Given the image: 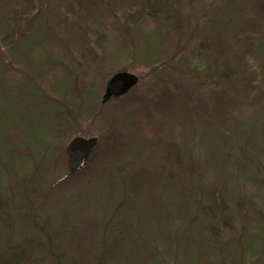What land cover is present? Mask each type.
I'll list each match as a JSON object with an SVG mask.
<instances>
[{
    "label": "rangeland",
    "instance_id": "rangeland-1",
    "mask_svg": "<svg viewBox=\"0 0 264 264\" xmlns=\"http://www.w3.org/2000/svg\"><path fill=\"white\" fill-rule=\"evenodd\" d=\"M80 1L85 5L93 3L94 11L85 7L78 12V0H17L0 8V26L1 23L9 25L7 31L14 33L11 44H18L21 38L31 35L26 46H36L33 55L37 56L35 60L38 62L49 59L46 48L54 49L53 43L46 42V47H40L38 41L45 36L46 30L53 29L58 34L57 30L65 21L71 27L67 38L70 37L69 41L74 38L77 44L67 62L71 69L68 75L64 77L65 71L59 67H47L41 71L36 89L39 96H24L22 90L28 88L24 76H17L8 68L2 75L11 90L8 91V86L0 87V165L6 159L8 167L15 171L24 161L17 154L24 158L30 156L27 140L20 136L31 138L35 127L40 132L44 122L47 126L44 136L36 139L35 145L49 156H41L38 165L44 160L45 164L41 169L40 166L35 168V175L39 174L45 180L42 182L51 186L38 213L40 217L50 219L49 226L53 231L47 233L52 240L49 252L43 254V261H33L60 264L64 251L66 260H76L74 256L69 257L67 251L74 244L96 255L91 245L100 238L101 226L97 225L101 217L95 216L94 211L89 217L84 205L89 195L94 197L100 190H112L107 185L108 171L120 169L121 173L136 176L146 172L147 183L152 185L150 189L155 187V192L158 185L177 190L183 184L182 194H188L189 199L190 192H193L190 198L197 202L203 199L208 203V193L212 191L217 199L227 203V192L236 201V208L233 217L225 215L214 219L212 224L217 231L231 226L232 234H239L245 222L251 223L250 218L255 215L253 211L264 219V164L261 163L264 162V0H159L157 6L160 8L154 7L152 17L148 14L151 13L149 8L141 4L144 0ZM259 3L262 8L258 7ZM86 15L94 17L78 21ZM15 19L17 23H14ZM86 29L90 32L89 39L86 37L88 41H80L78 35ZM215 31L224 40L223 51V47L214 44L216 40L213 44L209 42V34ZM144 35H147L145 42L154 40L160 45L164 53L161 62L148 66L146 59L140 58L137 47L141 42L137 41ZM8 41L0 33V64L4 62L7 67L10 61L20 59L22 50L17 48L14 56L10 55ZM98 41L100 44L97 45ZM81 42L85 45H79ZM24 49L25 53H32V48ZM219 50L223 54L218 56L216 63L222 65V69L219 67L213 72L210 53ZM124 70L138 77L137 84L125 95L103 104L101 97L105 83L115 72ZM63 78L69 80L65 87L62 86L68 100L61 103L56 86ZM16 82L20 83L17 84L18 90H22L13 95L11 92L17 87L11 85ZM220 89H225L227 95H221ZM54 97L63 107H54L49 112L43 103H52ZM219 97L224 101L215 109ZM29 109L35 114L30 115ZM102 116L104 119H99ZM249 135L255 147L250 146ZM75 136L97 137L98 144L86 166L71 173L65 150ZM169 148L176 150L175 157H171L173 153L168 156ZM104 151L112 154L106 164L102 159ZM253 167L257 169L258 179L252 180L248 174ZM29 171L26 168L9 173L15 177L14 188L21 185L26 188L23 182L15 181L22 177L20 173ZM3 172L5 170L0 167V173ZM252 172L254 175L256 171L253 169ZM22 178L26 180V177ZM7 184L11 185V182ZM57 184L63 189H53ZM35 189L37 191V185ZM150 191L156 206L164 207L163 199ZM123 193L126 195L121 198L123 201L130 198V207L134 201H141V218L142 214L150 213L144 204L150 198L148 193L140 192L137 199L127 190ZM38 196L37 200L43 197ZM17 200L14 195L9 199L11 209ZM123 203L119 210L108 212L111 219L103 229L113 227V231H104L107 250L114 254L113 262L107 259V264H123L124 260L129 264L124 254L128 246L112 236L113 233L122 236L125 232L123 221L129 218L126 212L132 210ZM18 217L21 225L24 220L30 221L24 214ZM140 217H137L133 232H128L131 236L124 240L140 235L135 244L138 250H145L147 242L157 245V251H164L170 241L172 224L168 222L163 229L167 234L164 237L157 234V229H150L152 225L162 228V221L146 219L144 221L150 227L140 228L138 223L143 220ZM10 218L13 221L3 215L0 204V248L30 238L31 232H26L23 227L22 232L17 230V216ZM192 218L187 215L185 220L190 222ZM256 224L251 229L259 225ZM187 225L189 227L190 223ZM55 232L62 233L61 242ZM99 247V254L104 253L103 241ZM143 250L145 258L139 259L138 264H147L157 254L155 250ZM132 256L137 257L135 249Z\"/></svg>",
    "mask_w": 264,
    "mask_h": 264
},
{
    "label": "trees",
    "instance_id": "trees-1",
    "mask_svg": "<svg viewBox=\"0 0 264 264\" xmlns=\"http://www.w3.org/2000/svg\"><path fill=\"white\" fill-rule=\"evenodd\" d=\"M16 1L17 0H0V8L6 7L7 4H12V3H15ZM78 1H79L78 8H77L78 12H80L79 9L81 8L85 10V7H86V10L90 11V10H93L95 7L93 3L91 4L89 2L85 5V3L84 4L82 3V1L80 0ZM158 1L159 0H144L143 2H141L143 6H146L149 8L151 13H148V14L150 15V17H152V13H154V7H157L158 9L160 8L159 6H157ZM106 3L108 2H105V4ZM92 5L94 6L92 7ZM258 7L262 8V6H260V3L258 4ZM124 9L127 11V8H124ZM91 17H94V16L91 15L90 17H88L86 15L85 18L84 17L82 19L79 18L78 21L80 20L85 21V19L91 18ZM15 20H14V23H17V20L16 21ZM8 26L6 24L1 23L0 33H2L4 39L9 40L7 43L8 45H10L11 52L9 54L14 56L17 48H20V47L22 48V50H20V53H19L20 59H15L13 61H10L8 65L9 67H7V65H5L4 62L0 64V87L3 88V87L8 86L6 83L5 77H2V75L6 71V68H8V71L10 70H12V72L15 71L13 73L17 76L25 77L23 80L26 81L25 83H27L28 88H24L23 90L22 89L21 90H22V93L25 94L24 96H29L30 98H32L34 95L35 96L38 95L36 94L37 92L36 89L38 88L37 87L38 86L37 82L39 80L38 78L41 76V71H43L45 68L59 67L61 71L62 70L65 71L64 77L69 74L71 69H69L70 64H68L67 62L69 61L68 59L71 57L72 51H74V48H76V45H77L76 42L73 41L74 38L71 41H69L70 37L67 38L68 34L69 36L71 34L69 33L71 31L69 22L67 23L65 21L60 25V28L57 30L58 34L54 32L53 29H50L49 31L48 30L45 31L44 33L45 36L42 37V39H40L38 43L39 45H41L40 47H44V46L46 47L45 45L46 42H51L54 45L53 46L54 49H52V47L46 48L48 51L47 55L49 56V59L48 60L46 59L41 62H38L37 60H35L37 56L33 55L34 52H36V50H34L36 49L34 48L36 46H34V44H32V46L30 47L26 46L27 45L26 43L30 40L31 35L21 38L18 44H16V42L14 44H11V42L14 41L13 39L14 33L12 32L13 33L12 34L10 33V31L9 32L7 31ZM216 31H218V29ZM216 31L214 34L213 33L209 34L208 39L211 35L209 42L212 43L214 40H216L214 44L217 45L218 48L223 47L222 49L223 51L225 47L222 41L224 42V40H222V38L218 36L220 34H218V32ZM89 34L90 32L88 30L85 32H81V34L78 35L80 38V41L81 40L88 41L87 38ZM145 37H147V35H144L143 38H139L137 41V42H141V46L137 47V49H139L140 51L139 52L140 58L146 59L145 61H147L148 66L155 64L156 62H161V59L164 53L160 45L154 40L153 42H151V40H149V42H145ZM96 44L98 45L100 44V42L98 41L96 42ZM208 44L207 46H209ZM79 45H85V43L81 42ZM25 47L29 49L32 48L30 49L32 53L30 54L25 53L24 52ZM222 51L219 50L216 53L213 52L214 54L210 53L211 57L213 58V66H214L212 70L213 72H217V69L222 66V65L219 66L220 64H218V62L216 63V61H218L217 59L218 56H221V54H223ZM249 51H247V53ZM247 53L244 56H246ZM224 65L227 66L226 61H224ZM66 69L68 72L66 71ZM220 69H222V67L219 68V70ZM66 81H69V80L67 78L66 79L63 78L58 83L59 85L56 86L57 94H59V97H61L62 99L61 103L65 100H68V97H67L68 94H66L67 92L65 91L66 92L65 93L63 90V88L66 85ZM17 84L19 85L20 83L16 82V84H12L11 86L17 87L18 86ZM63 85L64 87L62 88ZM7 89L8 91L11 90L10 86H8ZM21 90H18V87H17V90H14L13 92H11V94L13 93V95H16L18 91H21ZM245 90H246V87H245ZM67 91H69V89H67ZM219 91L221 95H224V96L227 95V92L225 89H220ZM246 94L249 95V93L247 92ZM2 95H4V92L2 93ZM7 96H9V94ZM218 99H219V102L218 104L215 105V109L219 108L218 106L224 101V99L221 97H219ZM51 100H52V103H45V102L43 103L44 105H47L46 109L49 108L47 109L49 112L50 110H53L54 107L58 108L62 106V104H60L59 99H56L54 97ZM30 109L28 113L30 115H33L34 112H32ZM40 114H43V113H40ZM96 116L97 115L95 114V117ZM99 119H104V116H102L101 118L99 117ZM46 129H47L46 122H44V127L40 132L37 131L36 127L34 128V131H33L34 134H32L31 138H28L27 136H24V135L20 136L22 137V140L26 138L28 146L30 147V156L28 158L27 156L24 158L22 154L18 155L17 152L14 150L15 154H17V156H19L20 158H23L24 160L22 163L19 164L20 166H18L15 171L11 170L8 167V163L6 159H5L4 164L0 165V167H2L5 170L3 174L0 173L1 175L0 176V179H1L0 180L1 211L3 215L6 218H8L10 221H13L11 220L10 217H14V215L17 216V221L14 219L16 221V223L15 222L14 223L18 226L17 230H21L22 232V230L25 229L26 232L28 233L31 232V234H29L30 235L29 239L23 238L22 240H20L21 242H19V244L2 246L0 248V264H39L38 262H34L33 260L43 261L44 255L49 252L48 249H50L51 247L50 243L52 239L49 238V236L47 235L49 231H53V229H51V227L49 226L50 219H48L47 216L40 217V214L38 213L40 210L39 208L41 207L40 205L42 204V202L44 203L43 199L46 198L47 193H49L51 190L50 188L51 186L50 184L47 185L46 183L42 182L45 180L41 178L39 174L35 175V168L40 166V169H41L43 168L42 166H44L45 164V160H44L42 161L43 164L38 165L39 160L41 159V156L42 158H47L45 157L47 153L43 152L40 147H37V145H35V141L36 139H41L44 136ZM248 138H249L250 146H254L253 140L251 139L250 135ZM11 143L13 145V139H11ZM175 151L176 150L174 148H169L170 153L168 156L170 157L171 156L170 154L173 153V156L171 157H175L177 155L175 154ZM111 155L112 154H110V151H104L102 153L103 164H106L105 162L108 160V157H110ZM261 163L264 164V162L262 161ZM33 166H35L34 169L32 168ZM107 166H109V164H107ZM26 168L30 169L31 171L26 172V174L24 173L19 174L22 177L23 176L26 177V180L20 177V178H17V180L15 181V182H19V181L23 182L24 184L27 185L26 188L24 187V185H21L20 188L18 187L14 188L13 186L14 176L9 175V173L11 172L14 173L18 170L23 171ZM32 169L34 170L33 174H31ZM253 169L256 171L254 175L252 172ZM253 169L252 170L250 169L248 176H251L252 178L250 179L252 180L258 179V177H256L257 176L256 167H253ZM121 172L122 171H120V169L114 170V171H108L107 174H108L109 181L107 185H109L112 188V190L109 192H107V190L106 192H104L103 190H100L99 194L95 195L94 197L89 195L84 205L86 206L84 211L89 214V217L93 211L95 213V216L98 215L97 216L98 218L101 217L100 222L97 225V226H101L102 228V229L100 228V231H99L100 238L97 239L95 244L91 245L92 246L91 248H93V251H95L94 253L97 252L96 255L93 254V252L91 254V252L87 248H83V247L77 248L76 244H74L72 248H68L67 251H68V256L69 257L74 256L76 260H72L71 258H69L71 260H66L65 254L67 255V253L64 251L65 254H63L61 258L59 256L60 264H64L65 262H67L66 264H107L106 263L107 259L109 260V262H113L114 254H112L110 251L107 250V247H106L107 240L104 237V231H108V230L111 231L113 227H111V229H108V230L106 229L103 230V229L104 227H106V225L111 219V216H109L108 212L112 210V212L114 213V211L119 210L123 202H124L123 205H126L125 206L126 208L133 211V215L130 216V213L132 211L126 212L129 215V218L123 221L124 225H126L125 232L122 234V236H117L114 233L112 236L114 238L119 239L120 242L124 241L122 244L128 246V250L125 251L124 254L125 256L128 257L129 264H138L139 259L145 258L144 253L141 251L143 249L138 250L137 246L135 245L137 239L138 238L140 239V235L138 236L133 235L130 240H124L125 238L131 236V234L128 232H131V233L133 232V226H136L137 217L138 216L140 217L139 207H141L142 205L141 201L136 200L137 204L134 201V203H131L132 205L130 207V204H128L130 198H128L126 201H123L121 197L122 195H126L124 194L125 192L123 193V191H126V190L130 193V195L136 197V199L140 192L142 193L146 192L148 193V195H150V198L144 201V204L148 206V210L150 213L142 214V218L141 217L140 218L141 220L142 219L143 220L138 223V227L142 228L144 226L146 228H149L150 226H147L145 222L146 219L151 220L153 218L158 223H160L159 221H162L161 223H164L162 228H157L152 225V228L150 229H157L156 232L158 235H161V236L164 235V237H166L167 234H165V231L163 229H166L165 226L168 225V222L172 224L170 241L168 245L164 248V251H161V252L157 251L158 246L155 245L154 243L153 244L152 243L149 244L147 242L145 243V245L147 246L145 249L146 251H148L149 249L157 251L156 252L157 254L156 255L154 254L155 255L154 259L147 262V264H157V263L159 264L160 262L163 264H264V219H262L261 217H258L255 211H253V213H255V215L253 214V218H250L251 223L253 224L249 222H245L243 224L242 230H240L239 234H236V235L232 234L234 230H232L231 226H225L221 228L220 231H217L216 227L212 224L215 218L221 219L222 217H225V215L226 216L230 215V217H233V214L236 208L235 207L236 201L234 199H231L230 195L227 192H226V197L228 198L227 203H225V201L222 202L221 198L217 199L216 193L212 191L208 193V196H209L208 203H205L203 199H201L200 202H197L190 198L193 192L192 193L190 192L189 199H188V196H189L188 194H185V195L184 193L182 194L183 184H181V186H179L177 190L172 189V188L170 189L169 187L167 188L166 186L158 185L157 191L155 192V189H153L155 187L153 186L150 189V186L152 185L147 183L148 179L146 178L148 176V173L146 172L139 173V175L136 176L135 174L121 173ZM101 174L103 175L104 171H102ZM14 180H15V177H14ZM128 180L131 181L130 184H126V182H129ZM9 181L11 182V185L7 184ZM61 181L62 180H60L59 182ZM172 182H174V180ZM178 182L179 181L176 180V182L174 183L178 184ZM36 185L38 188L37 191L35 189ZM128 185H129V189H128ZM263 186H264V181H263ZM54 187L55 188L53 189H56V190L57 189L59 190L60 188H62V187H59L58 184L54 185ZM21 190L22 192L20 193ZM150 190H152V192L155 193L156 196L159 195L163 199L164 207L160 208L156 206V203H154L155 201H154L152 194L150 193L151 192ZM13 195L15 197V200L16 199H19V200H17V203L11 209L8 201L11 197H13ZM36 195H39L38 198L41 197V195L43 197L42 199L39 198L37 200ZM200 197H204V196L201 195ZM93 198L94 200H91ZM19 201L21 205L19 204ZM3 204H4V207H3ZM16 207H17L16 209L17 213L15 212ZM21 214L22 215L24 214L26 215V217H29L30 221L26 222L23 219L24 222H22V224L24 223V225H21V222H18V221H21V218L18 217ZM187 215H190V218L193 217L190 222L186 221ZM245 219H246V215H245ZM254 222H256L259 225L256 226V228L251 229V227H253V225L256 224ZM189 223H190V226L187 227L188 226L187 224ZM246 226H249V227H246ZM252 230H254L255 232ZM148 233L150 232L148 231ZM221 234H223L224 236H222ZM55 235L57 236V239H59V241L61 242L62 233L55 232ZM34 240H37V241L34 242ZM262 240L263 242L261 243ZM102 241L105 243L106 249L104 253L99 254V251H100L99 246H100V243H102ZM177 246H179V249ZM134 249H135V253L137 254V257L132 256V252ZM61 251H63V249ZM76 252L78 253L76 254ZM88 253L91 256H87L86 254ZM110 253L112 254V256L110 255ZM115 261L117 262V260ZM123 264H127V262H125L124 260Z\"/></svg>",
    "mask_w": 264,
    "mask_h": 264
},
{
    "label": "water",
    "instance_id": "water-1",
    "mask_svg": "<svg viewBox=\"0 0 264 264\" xmlns=\"http://www.w3.org/2000/svg\"><path fill=\"white\" fill-rule=\"evenodd\" d=\"M138 82V77L129 71L115 72L105 83L101 102L104 104L110 98L120 97L129 92ZM97 137L75 136L66 146L67 165L69 171L75 173L83 169L90 153L97 146Z\"/></svg>",
    "mask_w": 264,
    "mask_h": 264
}]
</instances>
